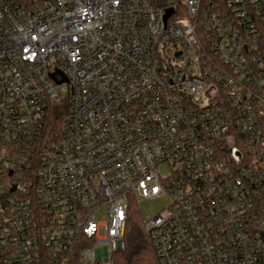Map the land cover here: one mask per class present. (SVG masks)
<instances>
[{"label":"built area","instance_id":"obj_1","mask_svg":"<svg viewBox=\"0 0 264 264\" xmlns=\"http://www.w3.org/2000/svg\"><path fill=\"white\" fill-rule=\"evenodd\" d=\"M132 203L159 264H264V0H0V264H114Z\"/></svg>","mask_w":264,"mask_h":264},{"label":"trees","instance_id":"obj_2","mask_svg":"<svg viewBox=\"0 0 264 264\" xmlns=\"http://www.w3.org/2000/svg\"><path fill=\"white\" fill-rule=\"evenodd\" d=\"M63 124V111L54 110L47 129L58 136ZM114 264H159L158 255L151 236L146 231L139 207L131 204L126 227V245L124 250L115 253Z\"/></svg>","mask_w":264,"mask_h":264},{"label":"rangeland","instance_id":"obj_3","mask_svg":"<svg viewBox=\"0 0 264 264\" xmlns=\"http://www.w3.org/2000/svg\"><path fill=\"white\" fill-rule=\"evenodd\" d=\"M62 94V97H66L67 94L60 91ZM159 171L162 176H168L171 173L170 166L167 162H162L159 165ZM171 203L170 196H163L160 198H156L153 200H143L140 203V208L142 210V213L147 218H154L160 213H166L167 209ZM96 220L98 223L101 224L100 227V235H104L105 233V224L107 222V215H106V209L103 208L96 214Z\"/></svg>","mask_w":264,"mask_h":264},{"label":"water","instance_id":"obj_4","mask_svg":"<svg viewBox=\"0 0 264 264\" xmlns=\"http://www.w3.org/2000/svg\"><path fill=\"white\" fill-rule=\"evenodd\" d=\"M66 79V78H65ZM67 80V79H66ZM61 83V81H59Z\"/></svg>","mask_w":264,"mask_h":264}]
</instances>
